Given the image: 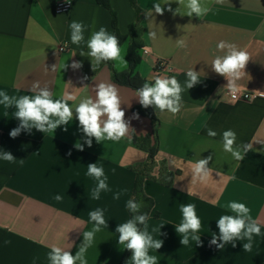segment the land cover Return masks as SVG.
<instances>
[{
	"label": "crops",
	"instance_id": "obj_1",
	"mask_svg": "<svg viewBox=\"0 0 264 264\" xmlns=\"http://www.w3.org/2000/svg\"><path fill=\"white\" fill-rule=\"evenodd\" d=\"M59 1L68 0H0V90L10 96L32 95L29 89L39 81L57 96L65 92L74 95L75 100L67 101L72 106L84 96L95 97L96 84L112 83L119 90L125 119L135 132L119 142L97 143L93 138L91 147L84 144V151H78L74 144H83L85 138L74 117L67 131L65 126L54 133L33 129L30 134L21 132L11 138L10 131L19 121L13 116L14 108L0 105V151L17 158L14 164L0 160V264H33L34 257H39L35 264H49L47 253L53 244L75 255L83 242V231L93 226L88 214L97 208L103 210L108 227L96 234L86 253L88 264H121L126 249L118 244L115 229L131 218L126 202L133 197L138 171L146 175L144 193L154 202L148 230L152 233L162 225L160 236L152 234L163 240V246L157 252L150 251L158 264H264V0L213 3L212 11L202 20L173 15L179 7L176 2L162 5L163 15L153 11L147 16L158 0H135L136 7L130 0H109L110 8L98 0H70L72 7L63 14L56 12ZM169 6L173 12L167 10ZM112 12L124 38L121 46L127 62L136 30L141 31L140 62L134 75L143 82L154 76H175L183 85L190 68L200 72L201 82L184 91V106L176 115L151 107L155 121L140 114L138 120L133 119L141 106L136 90L116 83L107 63L93 71L90 58L80 55L81 50L87 52L86 45L71 43L69 24L73 20L89 26L85 40L102 26L116 35ZM149 29L156 32L155 40L149 39ZM180 37L186 39V49L177 48ZM221 40L250 54L248 76L240 81L239 92L258 94L257 100L232 101L226 95V79L210 67ZM63 43L68 49L60 52ZM145 47L150 55L144 53ZM21 53L27 54L23 62ZM73 60L81 62L82 68L73 70ZM158 60L169 61L173 73H156ZM64 62L69 67L60 70ZM53 64H57L56 72L51 71ZM84 76L88 79L82 82ZM208 129L217 135L209 137ZM228 129L235 131L237 145H253L242 161H235L222 148V134ZM143 138H149L151 146L157 141L152 163L149 152L135 141ZM209 156L213 179L207 184L193 183L190 162ZM96 162L103 166L110 189L101 192L99 200L91 199L96 181L86 175L87 165ZM216 171L223 175H216ZM118 191L122 195L114 199ZM56 196L61 199L56 200ZM232 200L246 204L252 217L261 221V235L254 236L250 252L243 251L247 241L223 249L210 245L212 234L219 235V217L233 214L222 207ZM187 203L196 205L202 221L198 233L202 246L191 240L183 246L175 231V224L182 219L180 205Z\"/></svg>",
	"mask_w": 264,
	"mask_h": 264
},
{
	"label": "clouds",
	"instance_id": "obj_2",
	"mask_svg": "<svg viewBox=\"0 0 264 264\" xmlns=\"http://www.w3.org/2000/svg\"><path fill=\"white\" fill-rule=\"evenodd\" d=\"M70 2V0H68ZM172 2L178 3L179 7L173 9L169 6L167 10L173 15L196 17L202 20L210 11L213 3L222 4L224 0H158L153 3L151 10L146 12L147 16H152L153 11L158 15L164 14L162 5H170ZM89 26L81 21L73 20L69 24L71 43L86 45L87 52L80 51L81 56L90 58L92 70L95 71L102 63L113 62V67L117 73L127 70L129 65L125 60V50L122 48L119 38L109 32L105 27L93 30L90 37L85 40V31ZM149 39L155 40L157 34L149 29L147 33ZM177 48L186 49L188 47L186 39L180 37L176 40ZM144 51H148L145 47ZM26 53H21V62L24 61ZM76 55L73 52L72 57ZM251 57L247 50L239 48L236 44L221 40L216 45L213 52V59L210 67L213 72L224 77L227 81L224 86L235 100L240 90V81L248 73L246 66ZM69 65L65 62L59 66L60 70H67ZM70 67L73 70L82 68V63L73 60ZM45 70H49L45 67ZM51 71H57V64L51 66ZM187 79L182 85L175 76H154L151 81H145L136 90L135 96L139 104L147 109L153 107L156 111L169 112L176 115L184 106L182 94L185 90L192 89L201 82L200 72L190 68L186 72ZM88 77L84 76L83 80ZM84 87H87L85 85ZM95 97L84 96L79 102L70 106L68 100H75L76 97L68 92L59 96L48 86H41L39 81L33 82L29 91L32 95L10 96L6 91L0 90V105L5 109L14 108L13 116L19 121V125L10 131V137L16 138L21 132L31 133L33 129L42 133H54L61 126L67 131V125L75 117L79 122L80 131L84 135V143L77 141L74 147L78 151H84V144L92 146L93 138L97 143L104 141L119 142L129 136L130 132H135L131 127L130 120L125 119V111L122 108V100L119 90L115 84L100 82L94 86ZM133 119H139V114L134 113ZM206 126V125H205ZM207 135L215 137L217 133L208 129ZM237 135L235 131L228 129L222 134V148L229 153L235 161H242L245 155L253 149L251 143L236 144ZM0 160L10 164L17 162V158L8 151H0ZM212 157L199 159L190 162L191 181L193 183L207 184L212 178L213 168L208 167ZM21 163L23 160L20 161ZM114 171V170H113ZM86 175L94 178L96 186L91 191V199L99 200L101 192L110 191L107 183L108 177L103 166L96 163L87 165ZM216 175L223 173L216 171ZM126 191V190H123ZM190 194V189L188 190ZM121 191L114 194V199H119ZM60 200V196L55 197ZM126 206L134 215L126 222L118 224L115 232L118 233V244L131 252V256L126 264H158L156 255H151L150 251L159 250L163 246V240L154 238L152 233L161 235V227L153 228L152 233L148 230V214L142 213L143 201L137 202L129 199ZM233 214H224L217 220L219 235L212 234L210 245H216L223 249L231 244L236 247L237 241L244 242L243 251L250 252L253 248L254 236L261 235V221L254 219L251 209L246 204L235 200L228 201L222 205ZM180 212L182 219L179 224H175V231L181 237L180 243L187 246L191 241L202 246L201 235H198L202 228V221L196 212V205L193 203L181 204ZM90 222L93 223L91 230L83 231V242L79 245L78 251L72 255L68 249L53 244L47 253L49 264H88L86 253L92 247L95 236L108 227L102 209H95L89 212ZM142 226V227H141ZM219 241V243H218ZM10 243V241H5ZM39 257L33 258V264Z\"/></svg>",
	"mask_w": 264,
	"mask_h": 264
},
{
	"label": "trees",
	"instance_id": "obj_3",
	"mask_svg": "<svg viewBox=\"0 0 264 264\" xmlns=\"http://www.w3.org/2000/svg\"><path fill=\"white\" fill-rule=\"evenodd\" d=\"M130 1H131L132 5H134L136 7L135 0H130ZM98 2L106 8H110L109 0H98ZM138 16H139V12H138ZM112 17H113V26L115 29L116 36L119 38L120 43L122 44L124 38L118 32L117 16L114 12H112ZM135 28H136V26L133 25L132 30L135 31ZM140 34H141V31H140ZM140 47H141V41L139 39V41L136 42L135 41V35H134V40H133V42H132V44L128 50V54H127V60L129 63V70L127 72L117 73L113 67V62L112 61L106 62L113 71V77H114V80L116 81V83H118L120 85L131 87L135 90L140 88L144 83L138 76L134 75V70H135L136 66L138 65V63L140 62V59L138 56V50L140 49ZM135 112L140 114V115L147 116L154 121L156 120V118H155V116L151 110V107L145 109L142 106H140L138 109L135 110ZM135 141L142 148H145L149 152L150 163H152L154 160L155 154L157 152V149H158L157 148V141H155L154 145H152V146L150 145V139L149 138L136 139ZM145 179H146V175L144 174V172L138 171L132 199L136 200L137 202L143 201L144 206L141 208V212L147 213L148 217H149L150 213L154 207V202L152 199L147 197L144 193L143 183H144ZM129 213H130V217H132L134 215L130 211H129ZM130 254H131V252L126 250L121 264L125 263V261L130 256Z\"/></svg>",
	"mask_w": 264,
	"mask_h": 264
},
{
	"label": "built area",
	"instance_id": "obj_4",
	"mask_svg": "<svg viewBox=\"0 0 264 264\" xmlns=\"http://www.w3.org/2000/svg\"><path fill=\"white\" fill-rule=\"evenodd\" d=\"M72 7V2H68V1H59L56 5V12L58 14H63V13H67L70 11ZM68 49V44L63 43L60 48L59 51L60 52H65ZM145 54L150 55L151 52L150 50H148L147 52L144 51ZM155 71L158 74H167V75H171L173 73V69L170 66L169 61L167 60H158L155 64ZM230 100L232 101H245V102H252L257 100L260 95L258 94H253V93H249V92H238L237 94V98L234 100L231 96V94L229 92H227L226 94Z\"/></svg>",
	"mask_w": 264,
	"mask_h": 264
},
{
	"label": "rangeland",
	"instance_id": "obj_5",
	"mask_svg": "<svg viewBox=\"0 0 264 264\" xmlns=\"http://www.w3.org/2000/svg\"><path fill=\"white\" fill-rule=\"evenodd\" d=\"M139 39H140V30L137 29V30H136V33H135V41L138 42Z\"/></svg>",
	"mask_w": 264,
	"mask_h": 264
}]
</instances>
